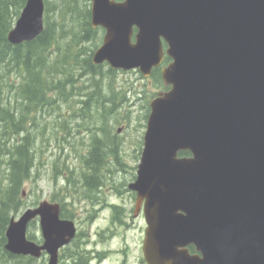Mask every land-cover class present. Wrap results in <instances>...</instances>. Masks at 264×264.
I'll return each instance as SVG.
<instances>
[{
  "label": "water",
  "instance_id": "water-1",
  "mask_svg": "<svg viewBox=\"0 0 264 264\" xmlns=\"http://www.w3.org/2000/svg\"><path fill=\"white\" fill-rule=\"evenodd\" d=\"M44 11V0H27L8 40L38 37ZM91 14L105 29L94 64L150 77L171 58L129 184L147 223L146 262L264 264V0H92ZM60 214L47 199L27 208L11 219L6 249L58 264L77 233ZM36 218L42 243L28 238Z\"/></svg>",
  "mask_w": 264,
  "mask_h": 264
},
{
  "label": "trees",
  "instance_id": "trees-1",
  "mask_svg": "<svg viewBox=\"0 0 264 264\" xmlns=\"http://www.w3.org/2000/svg\"><path fill=\"white\" fill-rule=\"evenodd\" d=\"M44 1L43 32L31 41L14 45L8 40V34L27 0H0V264H45L46 261L45 255L40 258H43L40 263V259L13 254L6 249V233L11 219L26 206H37L40 202L37 199L28 204L24 198V187L33 178L37 159V110L56 104L57 96L61 97L68 86L70 91L81 90L74 84L78 77H90L94 87L78 94L85 97L78 102L82 115H87L93 108L104 119L125 107L128 100L125 90H117L118 70L106 63L96 65L92 61L95 48L102 42L104 29L92 26L91 0H86L84 4L80 0ZM65 33H70L69 40ZM90 41L92 46L87 45ZM169 61L166 56L164 64ZM13 71L22 78L20 82L12 78ZM152 78L158 91L169 88L162 80L160 67L154 68ZM156 94L152 93V97ZM149 102L145 98L141 103L146 109L143 115L145 121L150 112ZM110 125L111 121L107 118L102 120V133L94 135L85 160L89 170L84 172L83 183L86 196L91 199L96 197L92 193L104 184V169L110 167L111 159L122 165L119 135L109 131ZM179 154L190 156L191 152L182 151ZM59 202L61 216L73 219L74 214L65 209L66 203L62 199ZM113 207L116 209L115 217L123 222L121 207ZM36 222L33 220L29 228L39 227ZM28 238L36 241L31 232H28ZM190 250L194 252V247L191 246ZM72 254H82L77 242Z\"/></svg>",
  "mask_w": 264,
  "mask_h": 264
},
{
  "label": "rangeland",
  "instance_id": "rangeland-1",
  "mask_svg": "<svg viewBox=\"0 0 264 264\" xmlns=\"http://www.w3.org/2000/svg\"><path fill=\"white\" fill-rule=\"evenodd\" d=\"M85 1L80 0L82 4ZM65 35L67 40L71 38L70 33ZM87 45L92 46L93 43L90 41ZM12 78L18 82L22 80L14 71ZM89 78L78 77L74 84L81 90L70 91L68 86L61 94L63 97L57 96L56 104L37 110L38 125L33 123L39 129L35 139L37 159L33 178L25 184L24 198L28 204L37 199H56L54 202L62 199L66 203L65 209L74 214L72 220L76 222L78 232L82 231L81 245L106 252L111 249L112 255L103 264H124V259H128L125 264H138L136 258L141 254L146 222L142 211L135 215L136 200L129 184L137 176L142 150L140 146H143L146 131V121L143 119L146 109L141 103L145 98L150 101L154 97L152 93L158 92V88L154 87L153 78L144 77L138 70H118L117 90H125L128 100L125 101V107L106 118L111 121L109 131L119 135L122 165L119 166L111 157L110 167L104 169V184L92 193L96 197L91 199L86 196L83 183L84 172L89 170L85 160L92 147L91 141L95 134L102 133L101 122L106 118L103 119L101 113L97 114L93 108L89 109L87 115H82L78 109V102L85 98L78 94L94 89ZM113 205L121 207L125 225L121 226L122 222L115 217ZM27 208L18 213L16 218ZM28 232L34 235L36 241L43 242L39 227H30ZM103 232H106V237L101 236ZM75 240L66 254L73 250L76 242L79 245V236ZM44 258L47 264L48 256ZM42 261L43 258L40 263Z\"/></svg>",
  "mask_w": 264,
  "mask_h": 264
},
{
  "label": "flooded vegetation",
  "instance_id": "flooded-vegetation-1",
  "mask_svg": "<svg viewBox=\"0 0 264 264\" xmlns=\"http://www.w3.org/2000/svg\"><path fill=\"white\" fill-rule=\"evenodd\" d=\"M132 193H133V195L135 197V200L137 201V193L134 190H132ZM125 224L126 223L123 221L121 226H123ZM111 230H113V228H111ZM81 235H82V231H80V233H79L78 232V229H77V234H76V237L73 239V241L75 239H78L77 236H79V246H80L79 248H80V252L82 254H80V255H73L72 254V251L69 254H66V251L69 248H71V246H70L71 243L73 244V241H72L69 244V246L67 245L66 247L60 249V255H59V262H58V264H93V263H95V264H103L112 255L111 249H109V252H106L104 250L95 249V248L94 249H88L85 244L84 245H81V243H80ZM101 236L106 237L107 236L106 232H103L101 234ZM143 242H144V238H143L142 246H141V254H139L140 256L136 258L137 261H138V264H148L146 262L145 258H144ZM189 249H190V247H189ZM62 251H64V254H61ZM114 251H116V250H114ZM196 252L197 251H196V249L194 247V252H192V253H196ZM124 260H125L124 261V264L125 263H128V261H127L128 259H124Z\"/></svg>",
  "mask_w": 264,
  "mask_h": 264
}]
</instances>
